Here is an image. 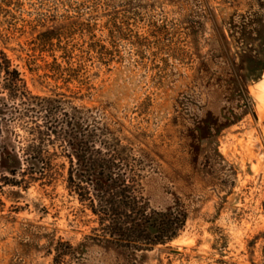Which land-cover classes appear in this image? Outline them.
<instances>
[{
	"label": "rangeland",
	"instance_id": "374dc122",
	"mask_svg": "<svg viewBox=\"0 0 264 264\" xmlns=\"http://www.w3.org/2000/svg\"><path fill=\"white\" fill-rule=\"evenodd\" d=\"M58 43L82 64L77 82L54 73ZM0 51L33 95L134 149L152 208L188 216L176 241L135 254L89 238L66 173L25 190L3 170L0 264H54L59 242L79 264H264V0H0ZM3 130L17 148L20 128Z\"/></svg>",
	"mask_w": 264,
	"mask_h": 264
},
{
	"label": "trees",
	"instance_id": "16d2710c",
	"mask_svg": "<svg viewBox=\"0 0 264 264\" xmlns=\"http://www.w3.org/2000/svg\"><path fill=\"white\" fill-rule=\"evenodd\" d=\"M55 37L45 34L41 43L60 42ZM57 47L61 56H53L54 73L68 76L70 83L77 82L74 67L82 64L67 56L61 43ZM102 49L91 44L89 55L101 56ZM0 90L6 95L0 104V174L3 170L9 173L1 175L5 185L25 190L34 184L48 187L66 173L68 192L90 213L96 226L89 238L127 252H152L182 235L187 214L179 209L159 211L151 207L145 195L148 168L134 149L119 137L99 130L62 99L33 95L23 74L3 51ZM8 109L14 111L9 119L4 114ZM5 122L20 128V134L12 133L17 148L9 149L3 143ZM58 160L64 163L58 165ZM50 255L54 264L80 261L77 249L69 242H59Z\"/></svg>",
	"mask_w": 264,
	"mask_h": 264
}]
</instances>
